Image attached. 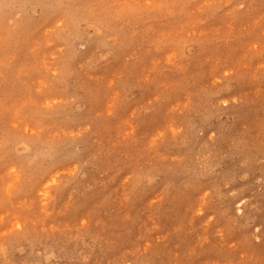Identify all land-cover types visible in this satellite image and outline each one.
<instances>
[{"label": "rangeland", "instance_id": "374dc122", "mask_svg": "<svg viewBox=\"0 0 264 264\" xmlns=\"http://www.w3.org/2000/svg\"><path fill=\"white\" fill-rule=\"evenodd\" d=\"M43 263L264 264V0H0V264Z\"/></svg>", "mask_w": 264, "mask_h": 264}, {"label": "bare ground", "instance_id": "6f19581e", "mask_svg": "<svg viewBox=\"0 0 264 264\" xmlns=\"http://www.w3.org/2000/svg\"><path fill=\"white\" fill-rule=\"evenodd\" d=\"M82 102V101H81ZM84 103V102H83ZM23 143V142H22ZM25 143V142H24ZM21 145V144H20ZM29 145V144H28ZM27 147V146H26ZM16 149V148H15ZM22 149V148H21ZM27 149V148H26ZM25 149V150H26ZM22 151H23V149H22ZM45 158V157H44ZM46 161V160H45ZM29 172V171H28ZM178 173V172H177ZM182 173V172H181ZM185 173V172H184ZM31 174V173H30ZM176 174V173H175ZM169 175H171V174H169ZM31 176V175H30ZM26 179V178H25ZM67 182V181H66ZM217 194V193H216ZM218 196V195H217ZM222 205V204H221ZM212 208V207H211ZM218 210V209H217ZM224 213H225V211H224ZM222 214V213H221ZM19 221V220H18ZM43 237V236H42ZM49 238V237H48ZM52 238V237H51ZM54 238V237H53ZM43 239V238H42ZM49 240V239H48ZM47 239L46 240H44V241H48ZM42 244V243H41ZM38 245V244H37ZM40 245V244H39ZM65 245H67V244H65ZM58 246V245H57ZM47 247H49V246H47ZM51 247V246H50ZM59 247V246H58ZM62 247V246H61ZM63 248V247H62ZM20 249V248H19ZM68 249V248H67ZM18 250V249H17ZM50 250V249H49ZM63 250H64V248H63ZM71 251H72V249H71ZM44 252V251H43ZM67 252H68V250H67ZM70 252V251H69ZM74 252V251H73ZM41 253H42V251H41ZM71 253V252H70ZM74 254V253H73ZM63 255V254H62ZM68 255V254H67ZM64 256V255H63ZM71 256V255H70ZM75 256V255H74ZM53 257V256H52ZM61 259H63V258H61ZM64 260V259H63ZM70 260V259H69ZM148 260V259H147ZM153 261V260H152ZM151 261V262H152ZM58 263V262H57ZM64 263V262H63ZM44 264V263H43Z\"/></svg>", "mask_w": 264, "mask_h": 264}]
</instances>
